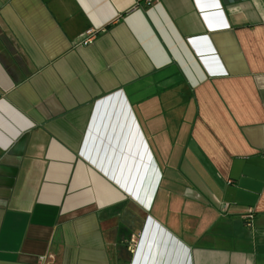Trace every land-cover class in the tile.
I'll return each mask as SVG.
<instances>
[{"label":"crops","instance_id":"obj_1","mask_svg":"<svg viewBox=\"0 0 264 264\" xmlns=\"http://www.w3.org/2000/svg\"><path fill=\"white\" fill-rule=\"evenodd\" d=\"M262 152L264 0H0V264H264Z\"/></svg>","mask_w":264,"mask_h":264},{"label":"built area","instance_id":"obj_2","mask_svg":"<svg viewBox=\"0 0 264 264\" xmlns=\"http://www.w3.org/2000/svg\"><path fill=\"white\" fill-rule=\"evenodd\" d=\"M151 1H152V0H146L147 3L151 2ZM93 33H94L93 30H89V31L87 32V37H86V39L83 41V43H87V42L92 38ZM262 154H264V152H262ZM223 206L225 207L226 205H223ZM242 218L244 219L246 225H248V226L251 225V222H252V219H253V211H252L251 209H248V210L245 212V214L242 215ZM44 259H45L44 256L40 257V261H42V260H44Z\"/></svg>","mask_w":264,"mask_h":264}]
</instances>
